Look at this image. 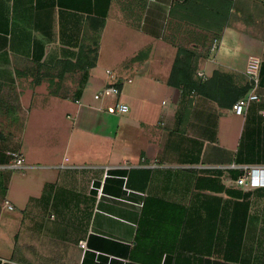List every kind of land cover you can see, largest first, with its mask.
Segmentation results:
<instances>
[{
	"label": "crops",
	"instance_id": "0c3cea01",
	"mask_svg": "<svg viewBox=\"0 0 264 264\" xmlns=\"http://www.w3.org/2000/svg\"><path fill=\"white\" fill-rule=\"evenodd\" d=\"M178 46L201 91L168 84ZM250 57L262 94L264 0H0V166L25 159L0 264H264V185L235 182L264 169V103L231 109Z\"/></svg>",
	"mask_w": 264,
	"mask_h": 264
},
{
	"label": "built area",
	"instance_id": "2783aa9c",
	"mask_svg": "<svg viewBox=\"0 0 264 264\" xmlns=\"http://www.w3.org/2000/svg\"><path fill=\"white\" fill-rule=\"evenodd\" d=\"M215 46H216V43H214L213 48ZM259 66H260L259 59L254 58V57L248 58L245 73L248 76V80L250 82V88L244 95H242L232 104L231 109L234 113L239 114V115L243 114L246 106L252 101H261L264 103V93L262 94L258 93ZM107 74H109L108 71H107ZM197 74L199 76H202V73H197ZM109 77L112 78L113 75L109 74ZM120 93H121V89L119 88V86L117 84L110 83L102 87L97 92H95L93 95V98L100 102L114 101V104H110L106 107V111L112 114H123V113L128 112L129 108H128V105L118 100ZM8 154L10 155L9 162L5 165L0 166V168L18 170V171H21L25 168V159H24V156L20 152L13 151ZM256 172H260L264 176V169H255V168L245 167L244 172L236 179L235 182L238 185H242L244 187H249V188L264 185V179L262 181H258L255 178ZM126 191L127 193H129V190H126ZM123 201L129 204H133V202L131 201H127V200H123ZM136 205H139V204H136ZM4 206L8 210L12 209V206L8 202H5ZM79 244L80 246L84 247L83 242H80Z\"/></svg>",
	"mask_w": 264,
	"mask_h": 264
},
{
	"label": "trees",
	"instance_id": "16d2710c",
	"mask_svg": "<svg viewBox=\"0 0 264 264\" xmlns=\"http://www.w3.org/2000/svg\"><path fill=\"white\" fill-rule=\"evenodd\" d=\"M196 70L197 67L193 52L188 48L178 46L167 82L173 87L180 88L183 94L187 91H201V85L194 78ZM219 103L223 104L221 100Z\"/></svg>",
	"mask_w": 264,
	"mask_h": 264
},
{
	"label": "rangeland",
	"instance_id": "374dc122",
	"mask_svg": "<svg viewBox=\"0 0 264 264\" xmlns=\"http://www.w3.org/2000/svg\"><path fill=\"white\" fill-rule=\"evenodd\" d=\"M188 36V37H187ZM184 37H187L188 39H189V34H184ZM181 44H183L182 42H181ZM189 45V44H188ZM187 45V46H188ZM48 73L46 72V75H47ZM34 75H40V73H36L35 72V74ZM33 81H36V76L35 77H33V80L31 81V82H29V83H32ZM25 98V97H24ZM9 160H10V155L8 154V160H7V162H9ZM6 162V163H7ZM2 172H5V171H8V170H5V169H3V168H1L0 169ZM29 181V180H28ZM23 182V181H22ZM16 175L15 174H13L12 175V182H11V184H10V188H9V196L11 197V196H17V195H19V193L20 194H22L21 196H24L25 195V191L23 192V193H21V192H19V191H17V188H16ZM7 210V212H4L6 215H13L14 214V212H15V210H8V209H6ZM47 223H48V225L49 224H56L57 223V219H50L49 218V214H47L46 215V217L44 218V225L46 224L47 225ZM45 225V226H46ZM3 242H4V240H0V246H2L3 247ZM11 243V242H10ZM6 245H9V242H8V240L6 241V243H5ZM5 245V246H6ZM2 263H6L4 260L2 261V260H0Z\"/></svg>",
	"mask_w": 264,
	"mask_h": 264
}]
</instances>
